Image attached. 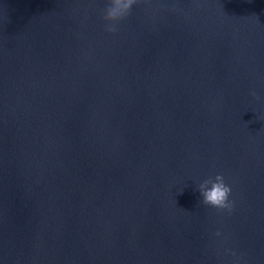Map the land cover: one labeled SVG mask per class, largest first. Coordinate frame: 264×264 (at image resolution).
Returning <instances> with one entry per match:
<instances>
[{"label":"water","instance_id":"95a60500","mask_svg":"<svg viewBox=\"0 0 264 264\" xmlns=\"http://www.w3.org/2000/svg\"><path fill=\"white\" fill-rule=\"evenodd\" d=\"M105 7L0 0V264H264V0Z\"/></svg>","mask_w":264,"mask_h":264},{"label":"clouds","instance_id":"9594fccd","mask_svg":"<svg viewBox=\"0 0 264 264\" xmlns=\"http://www.w3.org/2000/svg\"><path fill=\"white\" fill-rule=\"evenodd\" d=\"M144 3H147V0H106V7L102 15L104 31L110 35L115 34L118 31V26L131 15L133 6ZM251 95L254 99H260L255 91ZM197 191L202 198L200 203L203 205L222 212H232L234 203L229 199L232 188L225 183L223 175L218 174L204 180L198 185ZM215 235L219 236L220 233L216 232Z\"/></svg>","mask_w":264,"mask_h":264}]
</instances>
